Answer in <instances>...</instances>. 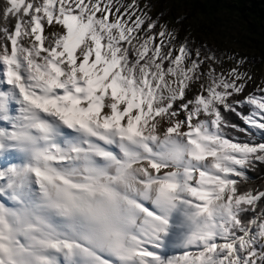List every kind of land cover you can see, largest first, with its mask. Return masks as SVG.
Returning <instances> with one entry per match:
<instances>
[{"label": "snow or ice", "instance_id": "1", "mask_svg": "<svg viewBox=\"0 0 264 264\" xmlns=\"http://www.w3.org/2000/svg\"><path fill=\"white\" fill-rule=\"evenodd\" d=\"M151 11L0 0V264H264V81Z\"/></svg>", "mask_w": 264, "mask_h": 264}, {"label": "rangeland", "instance_id": "2", "mask_svg": "<svg viewBox=\"0 0 264 264\" xmlns=\"http://www.w3.org/2000/svg\"><path fill=\"white\" fill-rule=\"evenodd\" d=\"M152 5L150 15L163 13L161 22L179 29L181 38L207 45L218 52L236 53L251 63L244 65L252 74L246 92L264 81V23L246 21L237 11L236 0H140ZM205 5V6H204ZM179 21V22H177ZM226 66H231L226 61Z\"/></svg>", "mask_w": 264, "mask_h": 264}, {"label": "trees", "instance_id": "3", "mask_svg": "<svg viewBox=\"0 0 264 264\" xmlns=\"http://www.w3.org/2000/svg\"><path fill=\"white\" fill-rule=\"evenodd\" d=\"M234 5L236 6L237 11L240 14V16L243 17L246 21H248V18H252L259 24L264 23V0H236V4ZM263 59H264V55H263V58H261V60ZM232 119L237 123H242L234 115ZM262 182L264 181H261V180L256 181L257 184L262 183Z\"/></svg>", "mask_w": 264, "mask_h": 264}]
</instances>
